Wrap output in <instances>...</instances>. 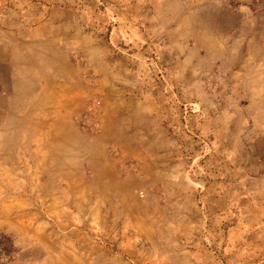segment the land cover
<instances>
[{
    "label": "rangeland",
    "instance_id": "374dc122",
    "mask_svg": "<svg viewBox=\"0 0 264 264\" xmlns=\"http://www.w3.org/2000/svg\"><path fill=\"white\" fill-rule=\"evenodd\" d=\"M8 57L0 264H264V0H0Z\"/></svg>",
    "mask_w": 264,
    "mask_h": 264
},
{
    "label": "crops",
    "instance_id": "0c3cea01",
    "mask_svg": "<svg viewBox=\"0 0 264 264\" xmlns=\"http://www.w3.org/2000/svg\"><path fill=\"white\" fill-rule=\"evenodd\" d=\"M0 65L7 66L10 68L11 67V57L5 58L4 60H0ZM9 76L11 75L9 74ZM8 85H9V93L6 98H7V101H12L15 95V82L10 80Z\"/></svg>",
    "mask_w": 264,
    "mask_h": 264
}]
</instances>
